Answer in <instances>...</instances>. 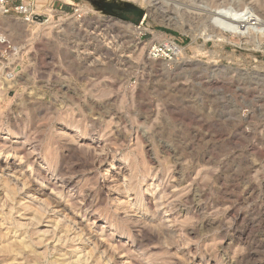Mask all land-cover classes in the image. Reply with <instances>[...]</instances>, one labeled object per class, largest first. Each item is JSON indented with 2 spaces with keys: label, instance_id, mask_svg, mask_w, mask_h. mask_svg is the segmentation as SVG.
I'll return each instance as SVG.
<instances>
[{
  "label": "rangeland",
  "instance_id": "1",
  "mask_svg": "<svg viewBox=\"0 0 264 264\" xmlns=\"http://www.w3.org/2000/svg\"><path fill=\"white\" fill-rule=\"evenodd\" d=\"M94 1L8 0L23 9L0 16V145L18 151L0 168L21 179L10 202L42 212L55 185L66 218L94 233L111 223L134 264H264V41L209 38L205 0H115L143 10L138 24ZM17 213L0 224V264H53L58 253L21 250L44 226L14 227Z\"/></svg>",
  "mask_w": 264,
  "mask_h": 264
},
{
  "label": "bare ground",
  "instance_id": "2",
  "mask_svg": "<svg viewBox=\"0 0 264 264\" xmlns=\"http://www.w3.org/2000/svg\"><path fill=\"white\" fill-rule=\"evenodd\" d=\"M205 1H206V6H208L210 9H212L211 11L206 10L207 11L206 15H204L205 16L204 19L206 20L205 28L208 31L207 33H208L209 38L226 39L225 33L228 32V33L236 34L240 38L246 39L251 43L257 44L258 46H260L263 43V41H264V6H263L262 0H253L252 3H249L248 0H240V1H235V0H205ZM201 7H203V6H201ZM204 13H205V11H204ZM103 14L106 16L112 17L113 13L105 12L103 10ZM50 18H51V14L48 15L45 22H49ZM258 19H260L261 21H259ZM36 20L38 21L37 22L38 24H41V22H39L40 19H36ZM116 20H118V19H116ZM120 20L125 21V18L121 17ZM252 21H254V22H252ZM121 23H123V22H121ZM200 23H202V22H200ZM253 24L255 26H252ZM190 25H189V27H190ZM139 28L141 29V26L135 27V29H137V30ZM177 28H179V27H177ZM205 31H203V32H205ZM205 36H207V35H205ZM206 39H208V38H206ZM164 42H165L166 47H168L170 50H172L174 48V45L172 44V42L169 39L165 40ZM197 50H198V48H197ZM196 52H198V51H196ZM1 146H5V145H0V155H2L3 153H5L7 151L5 154L6 158H8L10 155L12 156L13 154L18 152V151H15V150H17V148L13 149V150L12 149L6 150L4 147H1ZM22 158L23 157L21 156L20 162L16 165H13V166H15V167L20 166L19 164L21 163ZM9 167H10V161L6 162L5 168H0V171H1V173H0V208H2V211L5 210L2 212L3 217L1 218L2 222H0V224L2 225L3 221L7 217L9 218L10 216H12L13 210H14V212H18L16 215V216H18L17 219L16 218L14 219L17 226H14V227H24L25 225L29 226V225H32V223H33V225L35 224V226L36 225L44 226L43 230L40 228L39 230L34 232V233H36L35 241L29 240V238L27 239L26 235H22V237L20 239L15 240L18 243L21 250H28L29 248H31V246L34 245V248L35 247L44 248V250L43 251L41 250V252L39 250L34 251V255L36 257H39V255L40 256L41 255H45V256L48 255L49 256V254L51 256L52 253H58V257L54 258L53 264H100L99 260H100V258L101 259L103 258L102 256L104 255L103 253H105L104 252L105 248L102 249V251H99L98 248L95 246L97 243L98 245H101L100 247L106 246L107 247L106 251H108V249L110 250V247H111L110 252H112V250L113 251L115 250V252L113 253V256L115 257V260L117 259L115 261L117 264H134L132 262V260H130V257H129V253H130L129 248L121 247L122 249H120V250H118V248L114 249L116 247L111 242H109L111 240H116V239L113 238L111 234H109V233L107 234L106 230H104L103 228L110 226L111 223L110 224L108 223L109 225L107 224V225L101 226L102 231L100 233H94V231H92L90 229L91 228L90 226L95 225L94 221L91 223H88L87 228L81 229L79 226H77L79 224V222L76 223V221H74L72 219H69V218L67 219L66 215L63 214L64 213L63 209H64V207H66V203H64L65 200L63 202L62 198L59 197V195H60L59 191L60 190L58 191L57 187L55 185H53L54 187H52L51 191H50V196H51L50 199L52 200V202H51L52 205L49 206L46 204L48 207L46 206V208L43 209L42 212H39L38 210L35 211V209H34L35 213L31 212L32 214H31V216H29L28 213L25 211L28 210L32 206L28 205V203H26L27 205H25L24 203H21L22 202L21 201V202H15V204H16L15 205L13 202H10L13 198L12 195L14 194V191H15L14 187L16 185H18V183L20 182L21 179H20V174L19 175H18V173L14 174L15 171H14V173L12 172L13 174H10L9 169H8ZM112 168L114 169L115 167H112ZM55 179H57V178L53 177V176H50V177L47 176L44 178L46 184L41 182L40 184H34L33 186L35 188H37V190L42 193L44 191L45 185L54 184L53 182ZM33 181H35V180H33ZM71 181L62 179L61 180L62 184H60L61 188H59V189H61L62 192H65L68 194L70 192L69 190L72 189L71 186L73 185V184H71ZM24 184H25V182L21 183V188L24 186ZM69 187H71V189H69ZM19 190H20V188H19ZM63 190H65V191H63ZM28 197H30V195H28ZM31 198L34 202H39L40 204L43 203V201H44V199H43V201H41L42 200L41 198H40L41 200L36 198V197L35 198L31 197ZM79 202H81V201H79ZM76 203H77V201H76ZM16 207L18 208L17 210H15ZM34 208H36V207H34ZM20 211H23V212L20 213ZM74 212H76V210ZM84 213H82V217L85 216ZM26 215H28L27 216L28 218H26ZM25 218L28 221V223L23 222L24 220L23 221L19 220V219H25ZM32 221H35V222H32ZM32 232H33V230H32ZM134 233L136 234V232H134ZM32 235H34V234H32ZM92 242H94L95 245H93L92 247L89 248L88 246ZM106 242L108 243L107 245L105 244ZM94 246L97 248V252L100 253L95 258L92 254L93 252L91 253V250L94 248ZM132 246L140 247V242L138 240H136V242H134L132 244ZM18 254H15V255H18ZM40 260H41V258H40ZM49 260H50V258H49ZM103 260H104V258H103ZM107 261H109V260L107 259Z\"/></svg>",
  "mask_w": 264,
  "mask_h": 264
},
{
  "label": "water",
  "instance_id": "3",
  "mask_svg": "<svg viewBox=\"0 0 264 264\" xmlns=\"http://www.w3.org/2000/svg\"><path fill=\"white\" fill-rule=\"evenodd\" d=\"M94 3L101 7L105 12L118 13V11H123L125 13L131 14L132 18L124 15L123 17L130 20L133 24H138L143 16V10L134 5L133 3L126 1H115V0H95Z\"/></svg>",
  "mask_w": 264,
  "mask_h": 264
},
{
  "label": "built area",
  "instance_id": "4",
  "mask_svg": "<svg viewBox=\"0 0 264 264\" xmlns=\"http://www.w3.org/2000/svg\"><path fill=\"white\" fill-rule=\"evenodd\" d=\"M8 0H0V16H7V15H13V14H19L22 11V6L21 5H16L14 7H11L7 3ZM49 10V9H48ZM51 11V10H49ZM37 17H34L35 19H40L39 22H41L40 25H43L46 23V15L42 14H37ZM0 46H4V51H9L10 45L9 43L5 40L3 36L0 35ZM165 49V50H164ZM169 51L165 47L163 48H158L157 46H152L151 48V54L156 56L158 54L164 53L165 51Z\"/></svg>",
  "mask_w": 264,
  "mask_h": 264
}]
</instances>
